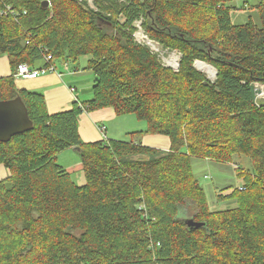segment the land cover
Returning a JSON list of instances; mask_svg holds the SVG:
<instances>
[{
  "label": "trees",
  "instance_id": "16d2710c",
  "mask_svg": "<svg viewBox=\"0 0 264 264\" xmlns=\"http://www.w3.org/2000/svg\"><path fill=\"white\" fill-rule=\"evenodd\" d=\"M232 1L0 0V57L12 72L0 78V100L20 97L32 122L0 142V264H264V103L254 92L264 86V0H253L258 22L242 24ZM137 31L177 51V71ZM81 57L95 78L87 102L48 114L42 93L15 87L21 64ZM103 108L135 115L169 148L82 142L79 116ZM72 148L82 185L56 162ZM241 155L252 171L240 168L243 189L226 196L237 206L211 210L192 161ZM188 213L205 227L178 219Z\"/></svg>",
  "mask_w": 264,
  "mask_h": 264
},
{
  "label": "rangeland",
  "instance_id": "374dc122",
  "mask_svg": "<svg viewBox=\"0 0 264 264\" xmlns=\"http://www.w3.org/2000/svg\"><path fill=\"white\" fill-rule=\"evenodd\" d=\"M81 1V0H79ZM88 4L92 5V0H86ZM255 1L248 0H234L229 3V6L233 8L231 10V20L235 24H242L248 20V17H251L255 23L258 22V15L254 9ZM136 40L140 43H144L148 46L151 51L158 55V58L161 60L162 64L165 66L177 71L178 66L174 63V59L179 61L180 55L177 51H166L163 50L157 43L146 39L142 32L137 31L135 33ZM155 46V47H154ZM88 58L81 57L75 63L70 62L69 59H65L64 62L67 64V67L63 66V70L72 74L78 72V79L82 87L85 88L88 85L90 86L94 81V75L90 74L91 71L88 68L87 64ZM196 62H201L196 60ZM60 62L57 60L54 62V65L58 66ZM206 64V63H205ZM208 65V64H206ZM210 66V65H208ZM71 71V72H70ZM74 71V72H73ZM203 73L202 71H200ZM203 74L210 80H214V77H211L206 72ZM92 76V77H91ZM257 88L261 90L264 89L263 85H257ZM80 95H83L82 92H78ZM257 101L259 103H264V95L262 97L257 96ZM106 130H105V128ZM104 126L99 127L100 134L105 137V133L108 134V137L111 139L122 140V141H140L144 145V136L146 133H143L146 129V123L142 120L136 118L133 114L121 115L115 121L105 123ZM104 129V130H103ZM105 132V133H104ZM150 135V134H147ZM105 139V138H104ZM68 150V151H67ZM64 150L63 153H58L56 156V162L62 167H68L69 165H75L77 162H81L78 152L73 151L72 149ZM67 157V159H66ZM252 171V164L249 158L246 156H235L231 163L220 164L215 163L209 160H198L195 159L192 161V173L194 178L197 180L200 187L203 189L205 201L207 206L211 210H226L231 209L236 205V199L234 197H226L238 189L242 184H244L243 178L244 174H241V170ZM240 170V171H239ZM77 173L73 174V178L76 179ZM243 177V178H242ZM181 214L178 216L179 220L192 219V215Z\"/></svg>",
  "mask_w": 264,
  "mask_h": 264
},
{
  "label": "crops",
  "instance_id": "0c3cea01",
  "mask_svg": "<svg viewBox=\"0 0 264 264\" xmlns=\"http://www.w3.org/2000/svg\"><path fill=\"white\" fill-rule=\"evenodd\" d=\"M59 62L61 65H53L55 67L54 72H48L44 75L38 76L36 79L24 80L14 77L16 89H26L43 94L48 114H55L68 110L72 107L74 102H77L80 105L81 103L87 102L92 97L91 88L93 82L90 86L88 85L83 88L78 79V75H82V73L78 74V72L73 71L74 73L68 74V72L63 70L64 67L62 62ZM42 65L43 62L39 64V66ZM11 74L12 72L8 58L6 56H1L0 78L11 76ZM90 74H93L92 71ZM71 89H74V91ZM78 92H82L83 95H80ZM117 118L118 116L112 108H103L89 113L83 112L78 119V132L81 141L90 143L101 140L102 136L100 134L99 127L104 126L105 123L115 121ZM104 135L106 138H109L107 133ZM144 145L152 148L167 150L169 148L170 141L167 137L161 135L145 134ZM72 150L77 152L74 148H72ZM60 153H63V151ZM64 168L71 174L77 173L76 182L78 185L84 184L85 181L81 162H77L75 165H69ZM7 176L8 170H6L3 165H0V180L5 179Z\"/></svg>",
  "mask_w": 264,
  "mask_h": 264
},
{
  "label": "water",
  "instance_id": "95a60500",
  "mask_svg": "<svg viewBox=\"0 0 264 264\" xmlns=\"http://www.w3.org/2000/svg\"><path fill=\"white\" fill-rule=\"evenodd\" d=\"M44 7H48L49 3L44 1ZM179 67V62L178 65ZM170 67V66H169ZM194 67L200 71L196 67V63ZM213 71L215 72V76L217 74L216 70L210 66ZM172 68V67H171ZM178 69V68H177ZM260 88H255L254 92L255 95L258 96L261 93ZM32 127V122L29 119L27 108L22 102L20 97H16L10 100H0V142L4 143L9 141L13 136L24 133L30 130ZM77 152L79 148H74ZM187 226L191 227L192 229H196L199 227H205V223L203 222H196L193 219H185L182 221Z\"/></svg>",
  "mask_w": 264,
  "mask_h": 264
},
{
  "label": "built area",
  "instance_id": "2783aa9c",
  "mask_svg": "<svg viewBox=\"0 0 264 264\" xmlns=\"http://www.w3.org/2000/svg\"><path fill=\"white\" fill-rule=\"evenodd\" d=\"M52 58L50 55L45 57V61L48 62L50 61ZM62 65L67 67V64L65 62H62ZM55 71V67L53 65H48L45 67H41L39 69H31L28 65L26 64H21L18 66L17 72L15 74V77L17 78H21L24 80L27 79H36L38 76L44 75L48 72H54ZM72 91H74V89H71ZM104 130V129H103ZM106 138V137H104ZM240 190L243 189L242 186L239 187Z\"/></svg>",
  "mask_w": 264,
  "mask_h": 264
},
{
  "label": "bare ground",
  "instance_id": "6f19581e",
  "mask_svg": "<svg viewBox=\"0 0 264 264\" xmlns=\"http://www.w3.org/2000/svg\"><path fill=\"white\" fill-rule=\"evenodd\" d=\"M150 42H151V41H150ZM154 47H155V46H154ZM174 60H176V61H174V63L178 65V62H179V61H177V59H174ZM177 65H176V66H177ZM196 67H197L200 71H202L203 73L206 72V73H207L208 75H210L211 77H214V76H215V72L213 71V69H212L210 66L206 65L205 63L203 64V63H201V62H199V63L196 62ZM263 95H264V89H262L261 93H260L258 96L262 97Z\"/></svg>",
  "mask_w": 264,
  "mask_h": 264
}]
</instances>
